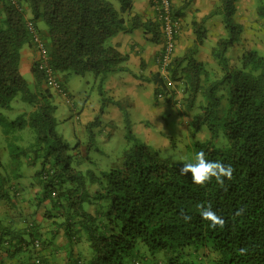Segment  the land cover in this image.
I'll return each mask as SVG.
<instances>
[{
	"label": "trees",
	"instance_id": "trees-1",
	"mask_svg": "<svg viewBox=\"0 0 264 264\" xmlns=\"http://www.w3.org/2000/svg\"><path fill=\"white\" fill-rule=\"evenodd\" d=\"M118 1L119 8L110 0H0V125L6 136L3 147L0 141V199L23 215L17 195L26 188L36 189L33 198L45 215L51 218L59 213L63 218L59 226L66 240L88 241L84 264H264V55L249 49L238 64L230 63L229 50L244 29L235 20L238 0H218L202 20L194 19L196 43L181 54L175 49L185 8L192 0L179 8L169 0V13L178 25L173 28L174 48L165 66L168 77L159 71L155 79L154 71L135 75L154 84L157 77L156 99L163 93L179 105V114L193 110L195 133L204 129L210 135L208 140L197 141L195 152L231 165L230 179L193 183L190 172L180 173L189 161L162 157L163 148L147 135L136 136L129 118L126 139L130 145L117 167L103 170L99 177L73 164L72 147L58 132L54 115L55 93L68 92L61 78L94 75L102 101L87 126L104 128L107 105L127 110L105 94V82L112 74L127 71L124 63L129 60L109 39L141 30L150 39L162 40L154 57L157 66L162 67L166 58L162 10L149 0L154 17L145 19L133 0ZM258 15L264 27V0H260ZM215 16L223 17L226 30L211 49L220 77H213L196 56L208 34L205 22ZM38 21L47 28H39ZM29 22L44 41L47 62L60 86L57 89L46 84L45 73L38 67L42 56ZM27 45L36 51L34 88L20 69L22 49ZM136 49L133 45L131 51L138 55ZM144 66L141 63V70ZM171 81H179L185 96L175 97ZM20 109L11 121L1 115V111ZM25 128H31L35 136L20 144L25 134L18 137L17 133ZM90 136L89 145L93 131ZM220 137L225 141L222 145ZM209 205L223 218V225L212 227L201 217V206ZM14 217L0 206V250L11 257L26 253L24 264H45L40 253L48 241L37 235L36 218L23 216L22 227Z\"/></svg>",
	"mask_w": 264,
	"mask_h": 264
},
{
	"label": "rangeland",
	"instance_id": "rangeland-1",
	"mask_svg": "<svg viewBox=\"0 0 264 264\" xmlns=\"http://www.w3.org/2000/svg\"><path fill=\"white\" fill-rule=\"evenodd\" d=\"M110 1L119 8L120 3L118 0ZM185 1L187 0H177L174 4L179 8ZM217 2L218 0L190 1L189 5L185 8V14L181 20L182 26L175 49L176 54L184 53L187 48L195 45L196 34L193 30V20H202ZM259 3L260 0H238L236 4L237 12L235 14V20L242 23L244 29L240 40L229 50L228 55L232 65L238 64V58L249 49L255 48L260 54L264 55V27H262L258 15ZM150 5L151 3L149 1V12L152 7V5ZM149 12L145 13V19L154 17V15ZM205 25L208 27V34L204 43L200 45L196 56L212 71L213 77H220L222 72L220 66H218L216 60L212 56L211 49L218 38L226 34L223 17L215 16L208 19ZM38 27L44 29L46 25L42 21H38ZM135 33L136 32L133 34V32H131L130 36L133 37ZM135 36L140 40L143 36L142 31L139 35L136 34ZM115 38L116 37L109 39L108 42L111 43ZM156 39L151 38L144 47L142 46L143 44L137 46L136 50L138 51L136 52L138 55L131 51L134 58L130 61V66L133 70L139 71V67L135 64V60L140 62L142 59L141 63H143L145 61L141 55H144V53L148 54L149 56H144L150 57L148 63L145 62L144 68L148 65L154 67L153 79H155L154 74L158 71L154 57L162 47V40L159 38L160 40L157 41ZM21 72L30 82L31 87H33L32 73L27 70V66L25 67L24 65ZM60 77H62L61 74ZM129 77L131 76L128 74L125 75V79ZM61 79L69 92L70 100L62 94H56L54 92V102L57 106L54 113L58 121L57 130L72 147L69 150V154L73 156V164H77V166L86 173L88 169H90L91 172L100 177L103 170L115 168L123 161L124 151L130 145L126 139L127 118L131 119V128L136 136H141L143 139V137L147 135L146 138L152 139L154 145L156 144L155 146L163 148L161 150V156L168 157L173 160V162L182 160L192 161L196 154L195 145L197 141L208 140L210 136L204 129L197 133L193 130V110L192 112H190V110L179 114V105L172 104L173 102H171V99H167V97L165 99H156V87H160L157 77V81H155L154 84L153 80L145 79L143 81L133 76V100L130 99L129 94L124 96V99L119 98V102L124 109H127V106H133V109L123 111V113L126 112L125 114H127V117L125 116L124 119L120 121L116 119V123L105 119L103 123L105 126L104 128L102 125H94L88 128V124L86 125L87 120L84 117V115H96L98 113L96 109H98L102 101L94 75L89 73L83 77L71 74L69 76H63ZM118 80L121 81L124 80V78H118ZM174 82L175 81H171L173 87L176 88L175 97L181 98L185 96L183 86L181 84L179 86L177 85L179 81H176V83ZM45 85L44 83V86ZM104 86H106V82ZM105 94L109 96L107 93ZM21 110L22 109L16 110L14 113L1 111V115L7 117L5 120L11 121L16 119ZM153 110H155V112L160 111L161 113L155 115ZM91 131L94 132V138L90 141L92 143L89 145ZM20 134H25L23 139L20 138L18 140L21 141L19 142L20 144H23V142L24 144L30 142V139L35 136L31 128H25L19 131L17 133L18 137ZM5 139L6 136L0 125L1 147L5 144ZM218 139H221L219 141L221 145L225 143L224 138L220 137ZM3 152H6L5 149H3ZM90 185V188H93L92 183H90ZM162 260L163 259H160L158 261L162 262ZM72 264H76V261L74 260Z\"/></svg>",
	"mask_w": 264,
	"mask_h": 264
},
{
	"label": "crops",
	"instance_id": "crops-1",
	"mask_svg": "<svg viewBox=\"0 0 264 264\" xmlns=\"http://www.w3.org/2000/svg\"><path fill=\"white\" fill-rule=\"evenodd\" d=\"M173 2H177V0H172ZM149 0H133V4L136 10H138L139 13L142 14V16L145 18V13L149 12V6H148ZM151 6V5H150ZM149 13H152L154 15L153 9L151 7V11ZM151 14V15H152ZM135 35H139L141 30H136ZM133 32V34H134ZM131 33H118L114 40H112V44L115 45L121 52L124 54H128L129 60L124 63V65L127 67V71H121L116 74H112L109 79L106 81V90L107 94L110 97H113L114 100L119 101V98L124 99V96H127L129 94L130 99L133 100V76L137 75L139 72L141 74H147L149 75L154 70V67H151L148 65L145 70H141V61L138 62L135 60V64L139 67V71L133 70V68L130 66V61L134 58L133 53L131 52V49L133 48V45L139 46L142 45L143 47L147 45V41L150 40V35L144 34L142 31V37L140 40L136 38L134 35L133 37L130 36ZM114 38V37H113ZM27 48V49H25ZM136 48V47H134ZM24 51V52H23ZM22 59H21V66L24 68L27 66V70L31 71L32 73V83H35V75L32 72V66L36 59V51L32 45L30 46H24L22 49ZM143 60L148 63L150 57H144L149 56L148 54L144 53V55H141ZM154 66V65H153ZM148 70V71H147ZM128 74L129 78L125 79V75ZM118 78H124V80H118ZM144 79H147L144 77ZM30 83V82H29ZM69 93V92H68ZM101 106V103L98 106ZM127 106V109H133V106L130 107ZM161 110V109H159ZM96 113V112H94ZM153 113L155 115H158L161 113L160 111L153 110ZM80 115V114H79ZM85 119L87 120L86 125L92 121L95 117V114L93 115H84ZM110 120L111 122L116 123V119L123 120L124 119V113L121 110L120 106H115L113 104H109L106 107L105 113L102 115V123H104V120ZM36 189H29L26 188L20 194L17 195L18 197V205L19 210L23 215H20L19 211L17 209H14L7 205L5 200L0 199V206L5 207L10 214V216H15L14 218L19 220V224L23 227L24 223L22 222L23 216H29L36 218V232L37 235L40 237V239L47 240L48 245L44 246L42 249L40 255L43 258V261L45 264H72L73 261L77 260V258H80V261H77L76 264H84V261L86 257H88L89 254V247H88V241L84 238L81 239L80 242L76 241L75 243L70 242L66 240L65 233L63 227L59 226L60 222L63 220V218L58 213L57 216H53L51 218L47 217L44 213V209L39 206H37L35 199L33 198L34 192ZM47 207H51L50 203H45ZM56 211H54L55 214ZM26 253H18L16 256L11 257L9 256V253L4 252L0 250V264H24L22 260L24 259ZM19 258H21L19 262Z\"/></svg>",
	"mask_w": 264,
	"mask_h": 264
},
{
	"label": "clouds",
	"instance_id": "clouds-1",
	"mask_svg": "<svg viewBox=\"0 0 264 264\" xmlns=\"http://www.w3.org/2000/svg\"><path fill=\"white\" fill-rule=\"evenodd\" d=\"M157 67L158 71L161 73L160 66L158 65ZM63 96L67 97L68 100H70L68 92H64ZM158 98L165 99L166 96H164L163 93H158ZM205 155L206 154L203 151L197 152L192 161L183 163V167L180 169V173L182 175H186L190 172L192 174V182L200 185L209 182L210 180H212V178H215L218 183H223L225 177L229 179L231 178L233 171L231 165L217 160H207L205 158ZM200 214L203 219L211 222L212 227L224 224L223 218L219 216L210 205L201 206ZM185 219H190V217H185Z\"/></svg>",
	"mask_w": 264,
	"mask_h": 264
},
{
	"label": "built area",
	"instance_id": "built-area-1",
	"mask_svg": "<svg viewBox=\"0 0 264 264\" xmlns=\"http://www.w3.org/2000/svg\"><path fill=\"white\" fill-rule=\"evenodd\" d=\"M12 1L15 2L17 0H12ZM153 1L155 2L157 8L162 10V11H160L162 13V14H160V18L162 20V30L164 32V37L167 38V42H166V47H167L166 53L167 54H166L165 61H163V66L160 67L161 74L166 78V77H168V73L165 69V66L168 63L169 55H170L171 51L173 50L174 43H175L173 40V35H172L173 28H174V26H177L178 23H177V21H175V22L172 21L171 15L169 13V11H170V1L169 0H153ZM163 10H165V12H163ZM28 25H29V28L31 29V31L33 33H35L34 34L35 42L39 47L38 53L42 56V58L39 57L40 64L38 67L41 70H43L45 73L46 84L53 89H57L60 86H58V81L56 79V76L53 73L50 65L47 62V52H46V46L44 44V41H43V39H41L37 35L36 30L33 27V24L31 22H29ZM164 40H166V39H164ZM36 244L38 245V242Z\"/></svg>",
	"mask_w": 264,
	"mask_h": 264
}]
</instances>
